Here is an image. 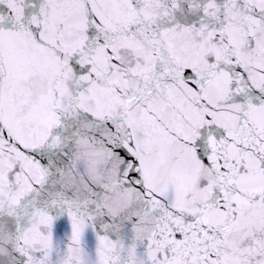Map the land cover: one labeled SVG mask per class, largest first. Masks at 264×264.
<instances>
[{"label": "snow or ice", "instance_id": "snow-or-ice-1", "mask_svg": "<svg viewBox=\"0 0 264 264\" xmlns=\"http://www.w3.org/2000/svg\"><path fill=\"white\" fill-rule=\"evenodd\" d=\"M0 264H264V0H0Z\"/></svg>", "mask_w": 264, "mask_h": 264}]
</instances>
